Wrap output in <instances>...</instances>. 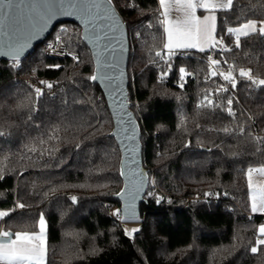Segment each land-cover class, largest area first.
Returning <instances> with one entry per match:
<instances>
[{"label":"trees","instance_id":"16d2710c","mask_svg":"<svg viewBox=\"0 0 264 264\" xmlns=\"http://www.w3.org/2000/svg\"><path fill=\"white\" fill-rule=\"evenodd\" d=\"M113 2L129 32V97L150 177L144 222L128 238L112 215L123 184L120 150L109 137L112 117L90 80L94 63L80 27L64 22L19 66L0 62L4 230L38 231L42 214L45 264H264V244H257L264 215L252 213L248 187L249 169L264 166V86L252 82L264 79V36H242L236 47L234 31L228 32L264 21V0H233L217 11L223 49L217 43L171 59L158 0ZM58 38L79 55L76 62L44 53ZM229 73L236 88L224 79Z\"/></svg>","mask_w":264,"mask_h":264},{"label":"water","instance_id":"95a60500","mask_svg":"<svg viewBox=\"0 0 264 264\" xmlns=\"http://www.w3.org/2000/svg\"><path fill=\"white\" fill-rule=\"evenodd\" d=\"M33 2L41 8L51 9V18L38 20L34 28L20 32H17V26L6 25L0 32V62L17 61L15 51L24 44L27 46L18 59L26 58L61 23H74L80 27L81 38L94 63L91 77H97L90 80L104 95L113 122L109 137L115 139L120 150L119 173L123 184L114 198L120 202L118 211L123 219L138 220L150 178L144 164L141 126L129 97L130 37L127 24L113 0H95L99 8L92 10L88 24H85L80 9L90 0H25L26 4ZM6 239L0 237V241Z\"/></svg>","mask_w":264,"mask_h":264},{"label":"snow or ice","instance_id":"6c2138e0","mask_svg":"<svg viewBox=\"0 0 264 264\" xmlns=\"http://www.w3.org/2000/svg\"><path fill=\"white\" fill-rule=\"evenodd\" d=\"M160 4L163 6L165 0H160ZM177 4L184 11L185 19L180 22H176L175 25L166 27L164 29L167 34V42L164 47L168 50L169 59H171L172 54L179 49H199V51L204 52L206 48H215L218 41L216 40L214 33L216 30L215 16H204L203 20L196 16L197 8H204L206 10H215L216 8H231L233 6V0H227L226 3L216 4L211 3L209 0H177ZM94 8H99V5L95 3V0H90L86 3L80 11L83 13L82 18L85 20V24H88L90 20L88 17L93 15L92 10ZM45 17L51 18V9L41 8L36 3L26 4L25 0H0V32L4 29L6 25L17 26V32L26 30L28 28H34L38 20H44ZM244 29H251L253 32L257 31L255 21H249L247 24L243 25V29H232L229 28L228 32L233 31L241 32L243 35L248 33ZM259 33L264 36V22H261L259 27ZM27 45H21L15 51V57L17 58V66H19V55L23 51L24 47ZM236 47H240V36L236 37ZM2 54V53H0ZM160 56V53H156ZM210 62L215 65L219 61L211 60ZM58 67V66H57ZM171 70V65H169V71ZM185 69L181 67L179 72L183 74ZM216 75L215 72L211 73ZM240 75L242 77L247 76L249 80H252L250 73L241 70ZM183 78V77H181ZM92 80H96V76L90 77ZM224 79L231 83L232 88H236V81L231 76V73L224 76ZM254 84L264 86V79L258 81L253 80ZM41 84L44 81L40 82ZM52 84H47V88L51 89ZM223 91L227 92L228 89L224 88ZM35 93L37 97L42 95L41 89L36 88ZM229 105L228 114L234 115L231 109L233 100L229 98L227 100ZM211 105L212 101H208ZM227 131V130H226ZM241 131H243L241 129ZM253 169H249V189L253 188L251 176ZM264 173V169H259ZM73 202H75L76 197H72ZM252 211L253 212H264V184L261 185L258 191L253 190L252 192ZM19 208H24V204L17 205ZM9 213L0 212V217H7ZM119 215V212L116 213ZM39 230L32 233L28 232H17L15 233V239H11L12 233L8 231H0V237L7 238L6 240L0 241V261L4 264H45L46 257V240H45V219L41 214L38 221ZM138 231L136 229L133 230ZM127 233V230H125ZM259 232L264 235V225H261ZM257 244H264V239H259ZM251 251L255 253L257 251L256 247H252Z\"/></svg>","mask_w":264,"mask_h":264},{"label":"crops","instance_id":"0c3cea01","mask_svg":"<svg viewBox=\"0 0 264 264\" xmlns=\"http://www.w3.org/2000/svg\"><path fill=\"white\" fill-rule=\"evenodd\" d=\"M158 2H159L160 13L162 16V21L164 24V29L166 27H170V26L175 25L176 22H178V21L182 22L185 19L184 11L177 4V0H165V4L163 6L160 4V0H158ZM209 2L221 4V3H226L227 0H209ZM223 9H228V8H223ZM218 10H222V8L218 7L215 10H206L204 8H197L196 9V16L199 17L201 20H203L204 16H215V25H217V11ZM261 22H264V21H260V22L255 21L257 31H259V27L261 26ZM247 23H245V24H247ZM245 24H243V25H245ZM243 25L238 26L234 29H243ZM244 31H246L248 34L254 33L251 29H244ZM234 33H235V35H237V36L239 35L240 37L245 36L241 32L234 31ZM214 36L216 38V30H215ZM166 42H167V34L165 33V44H166ZM206 49H209V48H206ZM165 50L168 52V50L166 48H165ZM183 50H186V49H179V50H176L175 52L183 51ZM195 50H199V49H195ZM250 169L254 170L252 172V176H251L253 188L249 189L250 190L251 211H252V204H253L252 192H253V190L258 191L259 188L261 187V185L264 184V173H262L260 171H256V170L264 169V166L252 167ZM248 184H249V175H248ZM252 213L264 215V212H259V211L258 212L252 211ZM45 225H46V230H45V240H46L45 262H46V258H47V222H46V220H45ZM12 239H15V235L13 236ZM0 264H4V262L0 261Z\"/></svg>","mask_w":264,"mask_h":264},{"label":"built area","instance_id":"2783aa9c","mask_svg":"<svg viewBox=\"0 0 264 264\" xmlns=\"http://www.w3.org/2000/svg\"><path fill=\"white\" fill-rule=\"evenodd\" d=\"M128 3L125 1L123 3V6H126ZM237 35H235V39H236ZM217 47L219 49H223L224 47V41L220 40ZM44 53L52 56V57H58V58H64V57H70L72 58L75 62L79 59V55L76 52H73L71 50H69L66 45L63 43L61 38H58L57 41L55 42H48L44 45ZM56 82L53 81L52 85L55 84ZM34 87H37L36 85H34ZM39 88V87H37ZM201 197H199L200 199ZM0 231H5L4 230V224L0 225Z\"/></svg>","mask_w":264,"mask_h":264},{"label":"rangeland","instance_id":"374dc122","mask_svg":"<svg viewBox=\"0 0 264 264\" xmlns=\"http://www.w3.org/2000/svg\"><path fill=\"white\" fill-rule=\"evenodd\" d=\"M149 178H150V177H149ZM154 190H155V189H154ZM151 195L154 196V191H151ZM156 197L160 198V195H157ZM118 209H119V208H118ZM118 209H115V210L112 212V215H113L115 218L119 219L120 223L123 224L124 230H127V233L125 232L126 236H127L128 238H132V237L134 236V234L137 232V231L134 232L133 230H134V229L139 230V228H140V224L144 222V218H143V217H140L138 220H125V219H121V217H120V216H121L120 213H119L120 216H119V215H116V213L119 212ZM0 212H2V211H0ZM3 218H4V217H0V225H1V223H2V219H3ZM260 227H261V226H260ZM260 227H259V229H260ZM259 239H264V235H261L260 232H259V237H258L257 241H258ZM258 245H259V244H258ZM256 248H257V246H256Z\"/></svg>","mask_w":264,"mask_h":264},{"label":"bare ground","instance_id":"6f19581e","mask_svg":"<svg viewBox=\"0 0 264 264\" xmlns=\"http://www.w3.org/2000/svg\"><path fill=\"white\" fill-rule=\"evenodd\" d=\"M35 50V49H34ZM120 216V215H119ZM121 217V216H120ZM121 219H123L122 217H121Z\"/></svg>","mask_w":264,"mask_h":264}]
</instances>
